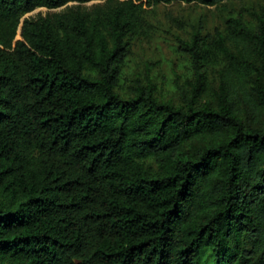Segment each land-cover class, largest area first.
Listing matches in <instances>:
<instances>
[{
  "label": "trees",
  "instance_id": "obj_1",
  "mask_svg": "<svg viewBox=\"0 0 264 264\" xmlns=\"http://www.w3.org/2000/svg\"><path fill=\"white\" fill-rule=\"evenodd\" d=\"M171 1L0 0V264H264V10L178 38L180 103L123 95Z\"/></svg>",
  "mask_w": 264,
  "mask_h": 264
},
{
  "label": "rangeland",
  "instance_id": "obj_2",
  "mask_svg": "<svg viewBox=\"0 0 264 264\" xmlns=\"http://www.w3.org/2000/svg\"><path fill=\"white\" fill-rule=\"evenodd\" d=\"M98 1L82 5L92 9ZM264 10V0H223L213 6L185 3L178 0L158 2L145 8L146 34L131 39V47L116 90L123 95L130 93L135 79H143L145 69L150 67V76L156 83L157 96L180 103L178 85L193 78L190 59L178 49V38H188L196 26H203V33L212 36L215 30H224L230 16L242 14L253 21L252 13ZM46 8H36L29 14L46 13ZM218 65L210 68L212 88L218 86Z\"/></svg>",
  "mask_w": 264,
  "mask_h": 264
}]
</instances>
